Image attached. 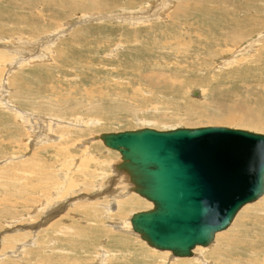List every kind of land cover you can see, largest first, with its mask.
I'll list each match as a JSON object with an SVG mask.
<instances>
[{"label": "rangeland", "instance_id": "1", "mask_svg": "<svg viewBox=\"0 0 264 264\" xmlns=\"http://www.w3.org/2000/svg\"><path fill=\"white\" fill-rule=\"evenodd\" d=\"M184 1L0 0V264H264V196L212 245L176 257L130 227L153 205L117 180L120 153L82 142L142 127L264 133V0L177 10ZM59 187L66 209L47 224Z\"/></svg>", "mask_w": 264, "mask_h": 264}, {"label": "water", "instance_id": "2", "mask_svg": "<svg viewBox=\"0 0 264 264\" xmlns=\"http://www.w3.org/2000/svg\"><path fill=\"white\" fill-rule=\"evenodd\" d=\"M96 139L120 153L116 170L153 204L132 215L134 232L176 257L210 246L244 206L264 196V133L223 125L142 127Z\"/></svg>", "mask_w": 264, "mask_h": 264}, {"label": "bare ground", "instance_id": "3", "mask_svg": "<svg viewBox=\"0 0 264 264\" xmlns=\"http://www.w3.org/2000/svg\"><path fill=\"white\" fill-rule=\"evenodd\" d=\"M19 1V0H18ZM188 0H185L183 3L182 2H179V4H178V6H177V10H180L181 8H182V6H186V4L188 3L187 2ZM200 1H202V0H200ZM210 1V0H209ZM44 2V1H43ZM46 2V1H45ZM77 2V1H76ZM152 2V1H151ZM192 2V1H191ZM198 2V1H197ZM211 2V1H210ZM217 2V1H216ZM24 3V2H23ZM47 3H48V1H47ZM105 3V2H104ZM108 3V2H107ZM205 2L203 1L202 2V4H204ZM209 3V2H208ZM153 4V3H152ZM157 4V3H156ZM169 4H171V1H169ZM173 4V3H172ZM22 5H24V4H22ZM198 4L196 3V6H197ZM200 5V4H199ZM215 5V4H214ZM39 6V5H38ZM100 6V5H99ZM217 6V5H216ZM35 7V6H34ZM59 7V6H58ZM191 7V6H190ZM214 7V6H213ZM218 7V6H217ZM40 8V7H39ZM38 8V9H39ZM198 8V7H197ZM233 8V7H232ZM21 9V8H20ZM51 9V8H50ZM148 9V8H147ZM150 9V8H149ZM153 9H155V8H153ZM156 9H158V8H156ZM189 9V8H188ZM26 10V9H25ZM53 10V9H52ZM159 10H161V9H159ZM164 10H167L166 8H165V6H164ZM175 10V9H174ZM191 10V9H190ZM47 11V10H46ZM49 11V10H48ZM51 11V10H50ZM122 11H123V9H122ZM173 11V10H172ZM171 11V12H172ZM176 11V10H175ZM36 12V11H35ZM137 12H140L139 10L137 11ZM146 12V11H145ZM154 12V11H153ZM191 12V11H190ZM37 13V12H36ZM40 13H42V12H40ZM40 13H38V14H40ZM144 14V13H143ZM161 14V13H160ZM113 15V14H112ZM171 15V14H170ZM180 15V14H179ZM69 16H70V14H69ZM116 16V15H115ZM141 16H144V15H141ZM166 16H168V15H166ZM43 17V16H42ZM153 17V16H152ZM117 18H120V16H118ZM123 18H125V15H123L122 16V19ZM147 18V17H146ZM84 19V18H83ZM91 20H92V18H90ZM148 19V18H147ZM146 19V20H147ZM154 19V18H153ZM86 20V19H85ZM100 20V19H99ZM143 20V18L142 17H135V16H129L128 17V22H131V23H135V25L136 24H138V22L139 21H142ZM152 20V19H151ZM87 21H89V20H87ZM149 21V20H148ZM145 23V22H144ZM150 23H152V22H150ZM256 26V25H255ZM190 30V29H189ZM41 31V30H40ZM166 32V31H165ZM25 33V32H24ZM197 34V33H196ZM25 35V34H24ZM238 35V34H237ZM261 35V34H260ZM178 36V35H177ZM242 36V35H241ZM241 36H237L236 37V39H238V38H240ZM59 37V36H58ZM57 38V37H56ZM180 38H181V36H180ZM185 38V37H184ZM198 38V37H197ZM48 39V38H47ZM58 39V38H57ZM191 39V38H190ZM161 40V39H160ZM177 40V39H176ZM180 40V39H179ZM55 41V40H54ZM138 41V40H137ZM45 42V41H44ZM51 42V41H50ZM182 42V41H181ZM229 42V40H226L224 43L226 44V43H228ZM232 42V41H231ZM170 43V42H169ZM183 43V42H182ZM179 44V43H178ZM181 44V43H180ZM0 45H2V44H0ZM17 45V44H16ZM169 45V44H168ZM171 45V44H170ZM186 45V44H185ZM173 46V45H172ZM184 46V45H183ZM9 45H6V44H3L2 45V48H3V50H5V51H3L2 53L0 52V61H4L5 60V58H7V52H6V50L7 49H9ZM23 47V46H22ZM26 47H28V46H26ZM30 48V47H29ZM40 48V47H39ZM21 50V49H20ZM30 50V49H29ZM42 50V49H41ZM178 51V50H177ZM180 51H181V49H180ZM188 51V50H187ZM11 52H15V51H11ZM20 52V51H19ZM183 52V51H182ZM188 54V53H187ZM190 54V53H189ZM188 54V55H189ZM204 54V53H203ZM28 55V54H27ZM32 55V54H31ZM178 54H176V56H177ZM179 55H181V54H179ZM188 55H186V57L188 56ZM192 55V54H191ZM13 56H15V54L13 55ZM44 56V55H43ZM48 56V54L46 55V57ZM24 57V56H23ZM27 57V56H26ZM28 57H30V56H28ZM198 57V56H197ZM14 58V57H13ZM150 58V57H149ZM21 59V58H20ZM25 59V58H24ZM29 59V58H28ZM40 59V58H39ZM39 59H37L38 61H40ZM226 59V58H225ZM23 60V59H22ZM30 61L32 60V59H29ZM42 60H44V59H42ZM18 62V61H17ZM23 62V61H22ZM234 62V61H233ZM236 62V61H235ZM21 63V62H20ZM228 63H229V61H228ZM18 65H19V62H18ZM1 67V66H0ZM56 67V66H55ZM160 75V74H159ZM198 92L199 93V95H195L194 94V92ZM193 95L194 96H198L199 98H200V91H198V90H195V91H193ZM3 103V102H2ZM206 110H207V108H206ZM208 115V114H207ZM212 116V115H211ZM229 116H230V114H229ZM224 117V116H223ZM211 118H214L213 116L211 117ZM20 119H22V118H20ZM226 119V118H225ZM224 120V119H223ZM233 120V119H232ZM93 122V121H92ZM30 127V126H29ZM229 127V126H228ZM32 128V127H31ZM96 136L97 135H95V137H94V139L91 137V138H88V139H86V140H83L82 142H83V144L84 145H86V144H90L91 142H93V141H95V140H99V141H102V140H100V139H96ZM12 139V138H11ZM103 142V141H102ZM104 144V143H103ZM39 167V166H38ZM88 167V166H87ZM114 169H115V166H114ZM34 171V170H33ZM115 171L118 173V174H120V175H123V176H121V179H119V177H118V179L117 180H121V181H127V183L129 184V186H130V191L132 192L133 190L131 189L132 188V184L130 183V180H129V176L126 174V173H123V172H120V171H118V170H116L115 169ZM27 173V172H26ZM123 173V174H122ZM117 174V175H118ZM125 174V175H124ZM33 175V174H32ZM116 176V175H115ZM34 177V176H33ZM126 177H127V179H126ZM117 180H115V181H117ZM68 181V180H67ZM121 181H119V183L121 182ZM45 183V182H44ZM106 183V182H105ZM119 183H118V186H119ZM121 184V183H120ZM105 186V185H104ZM122 186V185H121ZM46 187H48V186H46ZM120 187V186H119ZM15 188V187H14ZM45 188V187H44ZM43 188V189H44ZM61 187H59L58 189H57V191H56V193L54 194V196L53 197H55V201H57V202H59V203H55L54 205H52L51 207H50V209L48 210V212H47V215H46V220H47V224L48 223H51V221L52 220H55V218L56 217H58V216H60V214H61V212L62 211H64L66 208H64V207H62V208H60L59 209V207L61 206V204H60V200L59 199H61V198H63L64 196H60V197H58V196H56L57 194H59L60 193V189ZM63 189H64V187H63ZM47 190V189H46ZM126 190V189H125ZM48 191V190H47ZM62 191V190H61ZM71 191V190H70ZM45 192V191H44ZM43 192V195H42V197H47V196H45V193ZM100 192V191H99ZM119 192V191H118ZM134 192V191H133ZM62 193V192H61ZM100 193H102V192H100ZM136 193V192H135ZM37 194V193H36ZM109 194V193H108ZM113 194V193H112ZM131 194V193H130ZM47 195V194H46ZM138 195H140V194H138ZM103 196H106V195H103ZM112 196V195H111ZM110 196V197H111ZM141 196V195H140ZM143 197V196H142ZM263 197V196H262ZM261 197V198H262ZM84 198H88V197H84ZM112 198V197H111ZM144 198V197H143ZM260 198V199H261ZM58 199V200H57ZM259 199V200H260ZM67 200V199H66ZM90 200V199H89ZM95 200V199H94ZM93 200V201H94ZM116 200V199H115ZM67 201H69V200H67ZM258 201V200H257ZM256 201V202H257ZM88 202V201H87ZM63 203V202H62ZM68 203V202H67ZM74 203H79V204H77V205H73L74 207H82V208H84V207H86V205H88V203L86 204V203H84V202H78V201H74ZM126 203H128L127 205H129V203H131V201H126ZM152 203V202H151ZM255 203V202H254ZM46 203H44V205H45ZM73 204V203H72ZM134 204V203H133ZM252 204V203H251ZM70 205V204H69ZM89 205H91L90 203H89ZM88 205V206H89ZM121 205V204H120ZM153 205V204H152ZM249 205V204H248ZM50 206V205H49ZM92 206V205H91ZM247 206V205H246ZM246 206H244V207H246ZM21 207V206H20ZM42 208H44L43 206H41ZM40 207V208H41ZM93 207V206H92ZM243 207V208H244ZM41 208V209H42ZM122 208V207H121ZM242 208V209H243ZM241 209V210H242ZM240 210V211H241ZM134 214V213H133ZM132 214V215H133ZM239 214V213H238ZM132 217V216H131ZM237 217V216H236ZM32 218V217H31ZM38 218V217H37ZM59 219V218H58ZM63 219V218H62ZM236 219V218H235ZM234 219V220H235ZM31 220V219H30ZM33 221V220H32ZM34 221H35V219H34ZM128 221H130L131 222V218L128 220ZM234 222V221H233ZM57 223L59 224L60 223V221H57ZM54 223L52 222V225H53ZM130 224V227H132V224L131 223H129ZM233 224V223H232ZM51 225V224H50ZM49 226V225H48ZM54 227H55V225H53ZM232 226V225H231ZM230 226V227H231ZM229 227V228H230ZM56 228V227H55ZM69 228V227H68ZM228 228V229H229ZM18 229V228H17ZM63 229H66L65 227H63ZM131 229V228H130ZM9 230V229H8ZM13 230H14V228H13ZM16 230V229H15ZM13 231V232H16V231ZM49 230H51V229H49ZM58 230V229H57ZM132 230H133V228H132ZM131 230V231H132ZM18 231H19V229H18ZM67 231V230H66ZM226 231V230H225ZM59 232V231H58ZM71 232V231H70ZM133 232H134V230H133ZM222 232H224V231H222ZM7 233V232H6ZM9 233V232H8ZM134 233H136V232H134ZM220 233V232H219ZM219 233H217V234H219ZM14 234V233H13ZM22 234V233H21ZM137 234V233H136ZM135 234V235H136ZM221 234V233H220ZM58 235V234H57ZM61 235H63V234H61ZM139 235V234H138ZM29 236H27V238H28ZM139 237H140V235H139ZM22 237L21 236H13L12 238H9L7 241H6V244H7V246L6 247H10V246H13L15 243H17L20 239H21ZM238 238V237H237ZM240 238V237H239ZM216 239V238H215ZM240 240V239H239ZM243 240V239H242ZM242 240H240L239 241V243L240 242H242ZM214 243V242H213ZM212 243V244H213ZM22 244V243H21ZM30 244V243H29ZM211 244V245H212ZM38 246V245H37ZM40 246V245H39ZM198 247H200V246H198ZM202 247V246H201ZM207 247H209V246H207ZM153 248V247H152ZM197 248V247H196ZM195 248V249H196ZM156 249V248H155ZM194 249V250H195ZM161 251V250H160ZM231 251V250H230ZM253 251V250H252ZM255 251V250H254ZM253 251V252H254ZM102 252V251H101ZM250 252V251H249ZM105 253V252H104ZM103 253V254H104ZM108 253V252H107ZM172 253V252H171ZM216 254V253H215ZM234 254V253H233ZM237 254V253H236ZM173 255V254H172ZM195 255V254H194ZM232 258V257H231ZM44 259V258H43ZM238 259V258H237ZM243 260H244V258H243ZM247 260V259H246ZM256 260V259H255ZM22 261V260H21ZM24 261V260H23ZM248 261V260H247ZM196 262H198V261H196ZM246 262V261H245ZM107 263V262H106ZM186 264H192V261H188V262H186ZM231 264V263H230Z\"/></svg>", "mask_w": 264, "mask_h": 264}]
</instances>
